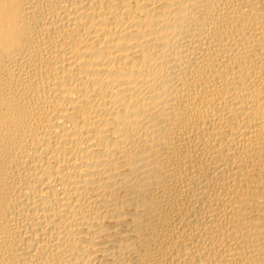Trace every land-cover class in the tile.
<instances>
[{
    "label": "bare ground",
    "instance_id": "6f19581e",
    "mask_svg": "<svg viewBox=\"0 0 264 264\" xmlns=\"http://www.w3.org/2000/svg\"><path fill=\"white\" fill-rule=\"evenodd\" d=\"M0 264H264V0H0Z\"/></svg>",
    "mask_w": 264,
    "mask_h": 264
}]
</instances>
